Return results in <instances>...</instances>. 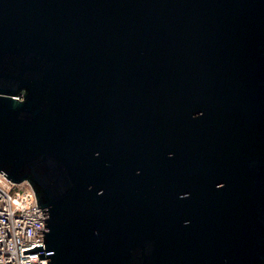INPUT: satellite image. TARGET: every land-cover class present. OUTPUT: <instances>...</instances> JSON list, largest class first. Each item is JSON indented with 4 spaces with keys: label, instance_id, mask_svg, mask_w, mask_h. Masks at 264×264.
Masks as SVG:
<instances>
[{
    "label": "water",
    "instance_id": "1",
    "mask_svg": "<svg viewBox=\"0 0 264 264\" xmlns=\"http://www.w3.org/2000/svg\"><path fill=\"white\" fill-rule=\"evenodd\" d=\"M0 172L48 264H264V0H0Z\"/></svg>",
    "mask_w": 264,
    "mask_h": 264
},
{
    "label": "built area",
    "instance_id": "2",
    "mask_svg": "<svg viewBox=\"0 0 264 264\" xmlns=\"http://www.w3.org/2000/svg\"><path fill=\"white\" fill-rule=\"evenodd\" d=\"M34 189L28 182L14 183L0 172V264H48L39 252L24 250L43 244L45 219Z\"/></svg>",
    "mask_w": 264,
    "mask_h": 264
}]
</instances>
